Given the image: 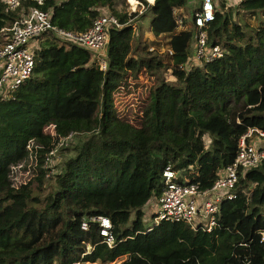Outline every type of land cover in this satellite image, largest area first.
I'll list each match as a JSON object with an SVG mask.
<instances>
[{"label":"trees","instance_id":"1","mask_svg":"<svg viewBox=\"0 0 264 264\" xmlns=\"http://www.w3.org/2000/svg\"><path fill=\"white\" fill-rule=\"evenodd\" d=\"M186 2L154 0L147 12L156 38L134 43L128 19L140 14L118 11L115 0H22L15 9L0 0V43L33 6L50 10L54 24L73 31L88 28L104 7L126 22L109 31L105 69L87 48L43 34L30 76L0 97V264H116L119 257L120 264H264L263 164L240 172L235 197L219 202L211 230L185 221L143 222V205L159 196L166 165L178 181L208 187L234 159L239 136L248 127L264 128V0L234 1L237 13L257 14L254 26L217 7L206 25L207 45L218 44L222 54L188 68L201 0L189 17ZM161 43L163 52L148 48ZM142 66L154 83L134 126L118 117L113 91ZM123 96L119 107L126 109L119 112L134 118L144 97L134 90ZM212 115L225 120L224 131L210 130ZM46 123L54 124L56 140L76 137L59 150L53 184L41 166L51 138L42 131ZM31 137L43 140L38 172L15 186L8 166L27 156ZM94 215L110 218L111 246Z\"/></svg>","mask_w":264,"mask_h":264},{"label":"built area","instance_id":"2","mask_svg":"<svg viewBox=\"0 0 264 264\" xmlns=\"http://www.w3.org/2000/svg\"><path fill=\"white\" fill-rule=\"evenodd\" d=\"M9 9L17 8L22 0H1ZM42 4L44 0H34ZM238 1V0H235ZM141 8L136 12V17L143 9L148 8L154 0H136ZM217 4L215 0H201L199 9L194 12L193 33L194 47L192 56L195 60H211L222 54L218 44L211 47L207 45V23L215 17ZM131 19L128 21L131 22ZM126 22L110 12L97 15L91 25L82 31H73L52 22L51 11L39 6L30 7L21 17L15 19L10 27L11 35L8 41L0 43V97L8 96L17 89L31 74L34 66V48L39 46L40 37L45 33L69 42L83 46L93 52L98 60L99 68L106 67V46L111 28H119ZM52 126L47 129L46 126ZM43 133L51 136L52 148L44 153V162L50 159V154L62 138L55 139L56 132L53 123H46ZM43 147V140L31 137L26 143L27 156L9 164L7 176L13 182V170L24 165L25 159L35 157L38 148ZM264 165V128L248 127L238 138L234 159L220 169L213 183L202 188L195 181H178L177 172L170 164L162 170V184L157 197V211L153 221L171 220L185 221L192 227L201 226L211 230L216 224V213L219 202L224 198L235 197V189L240 177L246 169ZM241 172V173H240ZM45 176L48 174L45 173ZM20 185V184H19ZM203 202V203H202ZM202 215L203 218H199ZM99 224V233L103 241L111 246L115 236L112 232V222L106 215L91 217ZM86 223H83V227Z\"/></svg>","mask_w":264,"mask_h":264},{"label":"rangeland","instance_id":"3","mask_svg":"<svg viewBox=\"0 0 264 264\" xmlns=\"http://www.w3.org/2000/svg\"><path fill=\"white\" fill-rule=\"evenodd\" d=\"M217 7L221 10V12H225L226 10H231V16L233 19L237 20L238 22H248L251 26H254L257 23V14L255 16L253 15H246L243 16L242 12L235 11L237 9L236 4L237 2H234L235 0H225L224 6H219L218 3L220 0H215ZM136 3V4H135ZM200 0H187L186 4L184 5V10L186 11V16H191V11L193 7L199 5ZM229 4H232V6H229ZM134 5V6H133ZM114 7L118 11L125 10L127 13L131 12H138V10L141 8L140 4L136 2V0H115ZM110 8L104 7L102 9V12H111L109 10ZM263 15V14H262ZM150 12H147V8L143 9V11L140 13V16L138 18L136 17L135 20H131L133 24V42L137 43L138 39H152L156 38L155 35L152 33V31L149 28V19H150ZM264 16V15H263ZM192 47H194V40L192 39ZM149 50H157L158 52H163L165 45L164 43H161L160 45H153L148 47ZM154 48V49H153ZM200 63L199 60H195L190 54L189 59L187 62H185L186 68H188L191 64ZM171 77V75L167 74V77ZM154 83L153 76L149 73L147 68L145 66H142L139 70L136 77L130 74L126 75L125 79L116 87V89L113 91V103L115 111L120 119L126 120L130 122L134 126H139L141 123V120L143 118V108L147 104L149 100V91L151 85ZM135 91L138 93L139 96L144 97V100L142 103H139L140 107V113H136L134 118H127V115H122L119 111L120 109L125 110L126 106L123 108H120L119 106L125 103L123 93ZM136 98H134L135 100ZM117 101V102H116ZM118 105V107L116 106ZM212 115L211 122H210V130L222 132L224 131L225 124L224 119L222 117L214 116ZM47 129L52 128V126H46ZM69 134L67 137L62 138L61 142L57 143L55 146L53 153L50 154V159L44 162L45 156L42 155V168L45 170L44 172L48 175L44 178L47 180L48 184H53V174L59 169V164L62 161V155L60 153V148L67 145V142L70 140V143L68 145H72L76 141V137H72V135ZM207 136V135H205ZM204 136V137H205ZM207 140V137H206ZM52 141H49V144L47 145L46 149L52 148ZM45 148V147H44ZM39 153L36 154V158H29L27 157L24 162V165L22 167H19L17 169H14L13 174V182L15 186H19V184L28 182L35 174H37V166L39 164ZM157 197L155 195H152L147 202L143 205V222L145 225H151L153 222L152 215L155 214L157 211ZM203 203V202H202ZM133 217V213L131 214V218ZM199 218H203L202 215L199 216ZM123 257L117 258L115 261L116 264H120ZM75 264H99V262H90V261H79L75 262Z\"/></svg>","mask_w":264,"mask_h":264},{"label":"crops","instance_id":"4","mask_svg":"<svg viewBox=\"0 0 264 264\" xmlns=\"http://www.w3.org/2000/svg\"><path fill=\"white\" fill-rule=\"evenodd\" d=\"M99 264H108V263H99Z\"/></svg>","mask_w":264,"mask_h":264},{"label":"bare ground","instance_id":"5","mask_svg":"<svg viewBox=\"0 0 264 264\" xmlns=\"http://www.w3.org/2000/svg\"><path fill=\"white\" fill-rule=\"evenodd\" d=\"M136 4V3H135ZM134 6V5H133Z\"/></svg>","mask_w":264,"mask_h":264}]
</instances>
